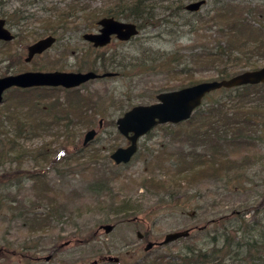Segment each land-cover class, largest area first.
Wrapping results in <instances>:
<instances>
[{
    "label": "rangeland",
    "instance_id": "1",
    "mask_svg": "<svg viewBox=\"0 0 264 264\" xmlns=\"http://www.w3.org/2000/svg\"><path fill=\"white\" fill-rule=\"evenodd\" d=\"M231 1L261 11L264 8V0H204L197 11L191 12L185 6L199 0H153L158 7L156 18L146 21L143 27L136 25L135 37L125 42L114 39L95 48L82 36L95 31L97 21L106 16L96 15L92 21L89 17L91 12L100 14L103 8H112L113 0H0V18L11 15L4 20L14 35L8 43L0 41V77L3 73L7 76L26 71L115 74L83 82L75 87L79 96L51 90L10 98L11 104L0 106V264H145L155 260L156 254L164 263L176 264L177 253L184 252L188 245L209 253L214 262L208 264L249 263L239 243L243 241L241 228L251 223L255 227L264 225V138L257 141L245 135L241 144L219 153L221 162L232 161L228 184L225 177H219L221 174H199L196 179L182 181L176 190L171 184L178 180L171 174L183 169L193 155L213 149L215 141L205 134L213 126L205 123H199L193 132L185 125L172 129L155 126L140 136L130 162L117 165L110 158L116 149L128 145L115 124L128 109L156 103L160 92L192 86L188 85L190 78L195 77L196 83L217 80L213 79L217 69L208 68L210 64L202 61L200 54L215 49L218 25L211 19L212 9ZM243 12L247 21L255 16L251 11ZM32 13V18H22ZM114 18L135 24L122 16ZM256 18L262 21L264 13ZM49 35L55 38L52 46L25 62L28 45ZM112 59L121 62L120 66L113 65ZM257 66H264V60ZM232 68L239 73L256 70L238 64ZM221 89L209 93L201 109L220 100L226 94ZM261 92L250 95L244 106L246 116L253 115L255 121L258 117L264 120ZM253 106H258L257 110H249ZM53 109L58 113L56 123L50 119ZM238 117L227 121L225 129L229 122L233 125L228 128H234ZM16 123H21L17 145L11 142L12 136L19 134ZM89 129H95L96 134L83 145ZM253 130L250 127L244 133L254 136ZM13 145H24L28 151L14 156ZM43 148L47 149V158L37 159V149ZM28 171L45 174V194L42 184L35 193L36 184L27 179ZM234 172L243 180L239 187H234L239 179L232 176ZM152 181L164 182L165 190L174 194L168 193L161 201L167 192L159 191L158 197L152 194L146 189L152 187ZM41 192L45 199L39 203L41 197L37 194ZM167 199L169 202H165ZM41 216H45L44 223ZM241 221L243 224L237 227ZM105 224L114 225L111 232H104L101 225ZM233 224L234 244L217 254L215 248L224 245L222 227ZM187 229V237L144 252L146 241H162L169 232ZM254 229L257 238L263 240L264 229ZM137 233L146 239L142 241ZM107 256L117 257L118 261L100 262Z\"/></svg>",
    "mask_w": 264,
    "mask_h": 264
},
{
    "label": "trees",
    "instance_id": "2",
    "mask_svg": "<svg viewBox=\"0 0 264 264\" xmlns=\"http://www.w3.org/2000/svg\"><path fill=\"white\" fill-rule=\"evenodd\" d=\"M156 2H153V0H113L112 8L110 6H108L107 8H103L104 10H102V13L100 14L98 12H96V14L94 12H91L89 20L92 21L91 19H93V17L96 15H105L106 17L122 16L123 18L125 17V18L131 19L132 21H134L137 27H143L146 21L148 20L152 21L154 18H156L155 11L158 8ZM161 2H163V0H161ZM177 2L181 3V0H177ZM177 8L179 9L184 8V6L178 5ZM174 10H177V9H174ZM212 11H214V14L211 19H213L212 21L214 22L215 25H218V28L215 30V34L217 37L214 38V41L216 43V45L214 46L215 49L210 52L208 51L204 53L201 52L200 58H202L201 59L202 61H205V60L208 61L206 63L211 65V66L208 65L207 66L208 68L212 67L214 69H217L215 77L213 79L223 80L224 78H229L231 76H234V74L239 73L240 70L232 68L234 67L235 64H238L240 68L250 67L252 69H256L258 67L257 64L259 63V61H261L262 59L264 60V19H262V21H259L258 18H256L257 15H259L260 17V15L264 13V8L261 11V9L258 7H254V6L249 7L248 5L235 4L233 1H231L230 3H227L221 6L220 9L219 7L213 8ZM243 11H248V12L251 11V15L255 14L254 18L252 20L247 21L246 15ZM33 14L34 13L30 15L28 14L27 16H24L22 18L24 20H26L27 18H32ZM5 16L8 20L10 19L11 15L8 16V14H4L2 16V19H4ZM48 18H45V19L47 20ZM40 20L44 21V18ZM235 51L240 52V55L239 56L234 55ZM111 62H114V59H112ZM143 62H146V61H142L141 63ZM120 63L121 62L117 61V62H114L113 65L117 67V66H120ZM220 64H223L222 66L223 68H218V65ZM260 67H263V66H259L258 68ZM5 74L6 73H3L2 76H5ZM189 81L190 82L188 83V85L195 84L196 82H198V80H196L195 77L193 79L190 78ZM258 88H262L261 90H263L264 84L263 83H257L256 85L245 84V86H239V87L229 88V89L228 88L221 89L223 90V93L225 92L226 94L220 100H215L214 103L206 105L203 109H201V106L203 105L202 103L200 107L196 108L193 111V114L187 120H182V122H179V123H172V124H165V125L161 124L159 126H156V127L164 126L165 128L167 126L172 129L175 127H178V128L183 127V125H185L187 126V128H190L192 132L194 129L198 128L199 123L200 124L205 123L204 126L206 125L213 126L209 128L210 131L206 129V132H205V134H208L209 136L211 135L210 138L215 141V145H214V142L212 143L213 149L210 150V153H207V151L205 153H196L195 155H193L192 161H189L188 164H184L183 169L179 168L176 172H174V174H171L172 178L175 177L176 179H178L174 181V183H171L175 187V190L181 186L182 181L185 182V180H188V179H196V176H198L199 174H203V177H205L206 174L208 176L216 175V177H217V174H221L219 175V177H225L227 184L231 181V173L233 172L231 170L233 168L230 165V163H232V161L227 160V162H221L219 153L224 152L223 150L227 149V147L233 148L237 146V144H241V141L242 140L244 141L246 139L245 135L248 136L250 139H255L257 141L259 140L262 141L264 138V135H263L264 134V120L258 117V119H256L255 121L252 119L253 115H250L252 116V118L246 116L248 110H247V107L244 108V106L246 105V99H249L250 95L257 96V93L261 92V90H259ZM51 90H60V91L63 90L65 94L66 92L71 91L72 92L71 95L76 94L75 96H79L78 94L79 90H76V88L67 90L63 87L62 88L60 87H51V88L30 87L27 89L11 87L10 89H8V91H6L3 94V101L0 104V106L1 105L4 106L5 104H9V103L11 104L13 101H11L10 98L25 97L26 95L30 93L41 94V92L45 93L46 91H51ZM261 93H264V90ZM208 95L209 94H207L203 98V100L206 97H208ZM225 98H228L232 101L230 103L227 101L224 102ZM262 99L263 101H260L261 102L260 105L263 104V107L261 110L262 112H264V95ZM68 102L73 104L74 101L73 102L68 101ZM254 102L255 101L250 102V103H254ZM13 105H16V104H13ZM225 105H229V107H225ZM13 107L15 108L16 106H13ZM257 108L258 106L257 107L253 106L251 109L249 108V110H257ZM54 109L52 110V112H54V116L53 117L51 116L50 118V119H53L52 123L54 121H55L54 123H56L57 121L56 118L58 117V113ZM8 111L6 112V116H8ZM255 114L258 115L257 113H254V115ZM236 116L237 117L239 116L235 120L238 122V123L235 122L236 126H234V128H231V129L228 128L230 125L231 126L233 125L232 122H229V126L225 129V124L228 123L227 121H232L233 118H236ZM65 117H67V115H65ZM204 118L205 120L204 122H202ZM0 125H1V122H0ZM14 127L16 128V131L19 132V134L16 133L14 136H12L13 138H11V142L16 144L17 137L21 135V132L19 131L21 128V123H16ZM250 127H254V130H253V132L255 133L254 136L253 135L251 136L250 135L251 133H248V134L244 133V130L246 131ZM228 130H230L231 133ZM261 132H263V134ZM216 146H224V149L216 148ZM45 148L37 149V152L39 155L37 159L47 158L46 156L47 149ZM22 150L28 151V149L25 148L24 145H21L20 148L19 146L18 147L15 146V149L13 148V151H11V153L13 154L14 152V156H15L16 153L22 152ZM223 156L227 157L228 155L227 156L223 155ZM202 165H204L205 168H201ZM235 171H237L238 173V169H236ZM36 173L37 172H34V171L32 172L28 171L27 179L31 180L33 184H36L33 186V189L35 187H36L35 190L37 189L35 193L39 191L38 185L42 184L41 189H42V192L45 194L48 188V184L44 176L45 174L42 176V174L38 175ZM232 176L239 178L234 187H239L240 185L243 184L242 183L243 180L240 178L241 177L240 175L234 172ZM145 183L147 184L148 182H145ZM162 183L164 182L157 181L155 183L154 181H152V184H151L152 187L146 188V189L151 191L152 194L154 193L157 196V193H159V191L161 193V192L166 191L165 189H167V187L164 185L165 183L164 184ZM42 192L40 194H37L38 195L37 198L41 197ZM166 192H167L166 196L164 195V197H160L161 201H164V199L169 196L168 193H170L171 195L174 194L173 192H168V191ZM180 197L181 196L179 195L175 199H178ZM44 199L45 198L41 197L39 199V203L43 202ZM165 202H169L168 199L167 201L165 200ZM241 215L242 213L239 215V217ZM44 217L45 216L40 217L42 218L43 223H44ZM260 219L262 218L260 217ZM238 224L239 225H237V227L241 226L243 222L242 221L238 222ZM234 226L235 225L233 224V225H230V227H222V230H223L222 235L220 234V232L217 233L218 237L221 235L224 241V245H222V247H220L219 249L215 248L216 250L215 252L217 254L219 253L221 249H224L223 247L228 248L231 244H234L233 237L231 236V234H235L236 232L235 230H232ZM254 228H261L263 230L264 225L262 226L256 225L255 227L253 223H251L249 226L246 225L243 228H241L243 230V234L241 235L240 239H242L243 241L239 243V246L242 245L239 248L244 247L246 252L243 258L244 259L247 258V261L249 262L248 264H264V254L263 255L260 254L264 249V237H263V240H259L258 239L259 237L257 238L258 234L253 233L255 230ZM30 229L34 230V228H30ZM250 235H252V237ZM211 238H212L211 239L212 242H215L214 241L215 236H212ZM226 251H225V254L227 253ZM210 257L211 256H209V253L205 252L201 248L196 249L194 248V246L188 245L185 247L184 252L177 253V256L175 258V263L176 264H208L210 262H214L213 259H211ZM154 258L155 260L151 261L150 263L147 260L145 264H171L168 261L164 263V260H161L158 254H156V257ZM102 264H105V263L102 262Z\"/></svg>",
    "mask_w": 264,
    "mask_h": 264
},
{
    "label": "water",
    "instance_id": "3",
    "mask_svg": "<svg viewBox=\"0 0 264 264\" xmlns=\"http://www.w3.org/2000/svg\"><path fill=\"white\" fill-rule=\"evenodd\" d=\"M204 3V0L199 2H191L185 6L186 11H197ZM99 25V32L85 33L83 39L92 44L93 47H103L111 43V37L120 41H128L135 37L138 33L136 24L130 22H121L114 17H102L97 22ZM14 39V35L6 27L5 20L0 18V41L8 42ZM55 38L49 35L46 38H40L28 45L27 57L25 62L30 61L35 55H39L43 51L52 46ZM114 73L106 72L104 75L88 72H35L26 71L18 74H8L0 77V104L3 101V94L11 87L27 89L30 87H63L65 89H73L83 84L88 80L100 78L105 76H114ZM257 83L264 84V66L256 70H245V72L235 74L223 80L203 81L192 86L183 87L178 90H171L170 92H160L157 96V102L149 105L133 106L124 112L122 117H118L115 121L117 131L128 141L126 147H119L111 153L110 158L115 164H126L130 162V158L137 151V142L140 136L148 133L151 128L164 123H179L182 120H187L193 114V111L202 105L203 98L213 92V90L221 88H235L236 86L256 85ZM100 124V122H99ZM96 134L95 129H89L84 135L83 145L93 140ZM105 233L111 232L114 225H101ZM139 238L141 234L137 233ZM188 229L184 231H176L167 233L162 241H148L144 246V252L151 250L155 244L166 245L181 237H187ZM105 260L113 263L117 262V257H103L100 262ZM96 261H94L95 263Z\"/></svg>",
    "mask_w": 264,
    "mask_h": 264
},
{
    "label": "flooded vegetation",
    "instance_id": "4",
    "mask_svg": "<svg viewBox=\"0 0 264 264\" xmlns=\"http://www.w3.org/2000/svg\"><path fill=\"white\" fill-rule=\"evenodd\" d=\"M97 22H98V21H97ZM96 26H97V27H96L95 31H93V33H95V32L98 33V32H99V25L97 24ZM90 33H91V32H90ZM114 39L116 40L115 35L111 37V40H110V41L112 42V40H114ZM130 39H131V38H130ZM128 41H129V40H128ZM89 44H91V43H89ZM140 239H141L142 241H144V240L146 239V237L144 236V234L141 235V238H140ZM146 242H148V241H146ZM155 246H162V245H157V244H155ZM155 246H154V247H155ZM164 246H166V245H164Z\"/></svg>",
    "mask_w": 264,
    "mask_h": 264
}]
</instances>
